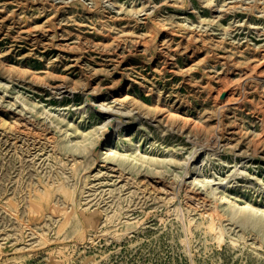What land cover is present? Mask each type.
<instances>
[{
  "label": "rangeland",
  "instance_id": "rangeland-1",
  "mask_svg": "<svg viewBox=\"0 0 264 264\" xmlns=\"http://www.w3.org/2000/svg\"><path fill=\"white\" fill-rule=\"evenodd\" d=\"M224 82L236 92L216 108L206 88ZM123 86L125 109L112 106ZM259 108L264 0H0V264H264L258 228L196 182L200 167L221 195L264 206ZM104 126L115 158L60 146L67 129L102 142ZM44 184L53 209L37 216ZM60 185L83 222L61 220Z\"/></svg>",
  "mask_w": 264,
  "mask_h": 264
},
{
  "label": "bare ground",
  "instance_id": "bare-ground-1",
  "mask_svg": "<svg viewBox=\"0 0 264 264\" xmlns=\"http://www.w3.org/2000/svg\"><path fill=\"white\" fill-rule=\"evenodd\" d=\"M171 33H175L174 31H171ZM153 38V37H152ZM150 37L145 39V44L148 46L150 43ZM263 62V61H262ZM252 69V68H249ZM248 69V70H249ZM255 72V71H254ZM254 72H246V77L249 79H254L256 78V75H259L261 71H257L256 73ZM237 85V84H236ZM124 86L120 87L118 92H117V97L115 96L112 101V106L114 105H119L120 108L125 109L126 103L128 101H131V96L126 94L124 92ZM224 88V89H223ZM152 90V89H151ZM150 91V90H149ZM151 92V91H150ZM236 92V88L231 86V83L229 82H224L222 83V87L219 90L213 91L211 88H206V93L208 95V98L211 99L213 105L216 108H224L227 105V101L230 100L232 96H234ZM179 108L177 107L176 110ZM260 112L264 115V109H260ZM139 114L146 115V117L149 116V113H144L142 112L141 109H139ZM179 114L173 113L169 111V109L166 108L165 111L162 110V113L160 115L161 119H172V120H179L177 118ZM149 118V117H148ZM122 123L121 121L119 122L118 125ZM183 125L191 126L193 130L196 132L201 133L204 138H205V144H211V145H216L218 143V138L217 136L211 132L207 124H202L201 126L194 125L190 123V119L185 118L183 121ZM105 129V134L107 136L102 140V142L99 143H94L93 141H90L89 143H85L82 145V143L77 139L72 137V130L67 129L64 131V136L67 137L66 140L63 143H60V146L63 147L64 149H70L71 147L69 146L70 143H72L73 146H76L77 148L81 146L83 148L81 152V157L84 159H89L97 154L105 153L107 158L111 157H116L118 153L115 151L114 148H104V144H106L110 141V132L109 128L104 126ZM259 145V141L253 142V148H256ZM103 150H106L103 152ZM96 152V153H95ZM125 155V154H124ZM141 160L140 157L134 155V157L131 159V162L129 164L133 167H137L138 170V162ZM135 162V163H134ZM143 162V161H142ZM75 163L77 164L76 167L74 168V171L77 172L79 171L84 163H81L77 160H75ZM133 171H136V169H132ZM90 171V170H89ZM196 182L201 184L206 188V197L207 198H213L214 200H224L226 202V209L230 212L232 218L238 220L243 226H252L255 228H258V232L263 235L264 238V206L262 205H255L252 203H239L237 201H234L232 199L226 198L223 194L218 191L219 188L221 187L220 184L217 186H214L212 184V181L206 180L205 177L201 176V168L197 167L196 168ZM88 175H86V178ZM63 195L64 197V204L61 206V208L58 209V207L55 208V210L58 211V213L61 216V220H63V223L66 225L69 223L71 218L74 216L76 220L79 222H83V211L82 214L77 211V202H76V195H75V190L69 191L68 188H66L64 185H60L57 188ZM54 187L50 185H43L40 188H35L30 195L29 203H28V210L31 214H36L37 216L41 215L44 211L48 209H53V201L51 200L52 197V192L54 191ZM218 195H220L218 197ZM86 218V217H85ZM216 225V223H214ZM40 237L41 234H40ZM90 262V258L85 259V264H88Z\"/></svg>",
  "mask_w": 264,
  "mask_h": 264
}]
</instances>
